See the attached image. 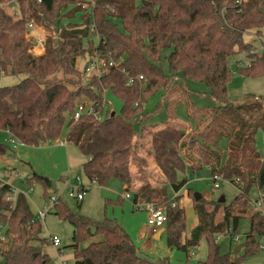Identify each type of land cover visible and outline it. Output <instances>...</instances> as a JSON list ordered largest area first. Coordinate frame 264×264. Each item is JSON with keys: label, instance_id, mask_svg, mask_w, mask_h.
<instances>
[{"label": "trees", "instance_id": "trees-1", "mask_svg": "<svg viewBox=\"0 0 264 264\" xmlns=\"http://www.w3.org/2000/svg\"><path fill=\"white\" fill-rule=\"evenodd\" d=\"M5 1L18 3L19 17L6 10ZM77 14L80 22H73ZM65 17L69 22L63 25ZM31 18L50 31L40 54L31 51L33 42L26 37V22ZM252 31L262 40V47L249 53L253 48L244 35ZM164 49H171L166 56L170 74L159 63ZM94 52L118 63L100 78L83 81L78 58ZM237 52H247L249 58L248 64L237 66L243 74L264 75V0H143L141 4L136 0H0V73L20 77L17 82L0 84V136L7 132L22 143L40 145L57 141L67 128L66 141L76 144L87 157L84 174L100 185L116 178L130 190L131 167L136 165L141 177L133 187V208L150 202L164 207L169 247L189 255L206 237L207 259L194 264H236L256 252L258 238L264 236V211L254 207L250 196L257 185L264 205V158L256 143V134L264 130V98L228 99L233 71L228 58ZM140 74L143 79L128 84L130 77ZM176 76L205 83L214 105L195 108L185 89L169 95ZM107 89L121 99L119 113L105 110ZM158 93L155 107L146 110V103ZM85 97L101 110L102 119L92 114L74 118ZM183 101L195 122L191 131L179 122L149 125L148 154L164 176L162 183L155 184L145 175L148 158L137 150L139 131L164 106L168 119L174 120ZM11 150L7 141L0 140V154ZM205 167L229 179L239 192L223 207L220 221H215L217 207L208 210V200L193 195L198 222L186 235L182 195L170 196L168 189L177 193L187 183L186 177H178L180 171ZM33 180L43 184L45 193L54 186L50 178L36 172L28 182ZM9 189L0 180V212L10 211L9 219L0 215V223L8 222L9 237L6 245H0V264H53L44 251L50 239L41 236L40 218L26 193L19 192L11 208L4 199ZM54 206L74 227L69 245L74 264H174L168 257L140 254L115 219L93 223L71 211L60 198ZM245 215L251 226L242 245L244 253H223L217 235H235Z\"/></svg>", "mask_w": 264, "mask_h": 264}, {"label": "rangeland", "instance_id": "rangeland-1", "mask_svg": "<svg viewBox=\"0 0 264 264\" xmlns=\"http://www.w3.org/2000/svg\"><path fill=\"white\" fill-rule=\"evenodd\" d=\"M136 1L138 4H141L143 0ZM4 6L13 16H20V9L17 2L5 1ZM72 21L80 22V14H77ZM68 22L67 17L61 20L63 25ZM45 30L47 35L50 34L48 29L45 28ZM244 38L252 45L253 49L248 50L249 53L261 49L262 40L259 39L254 31L246 32ZM95 40H98V37H95ZM32 42L34 44L33 40ZM170 52L171 49H164L159 62L166 74H170L169 64L166 59V56ZM246 54L247 52H237L228 58V64L233 71L228 83L227 96L233 102L244 101L248 95L264 98V75H245L237 67L249 63V58ZM90 56L89 54H85L79 57L77 61L78 68L83 72V81H87L90 77L83 71L84 65ZM19 79V76L0 73V84L14 83ZM184 89L185 91L188 90L185 92L186 96L190 104L195 108H206L214 105L213 100L208 96L210 88L205 83L193 79L185 81L179 76H176L175 85L169 95L172 94L174 96L178 90L181 91ZM160 96L161 93L154 95L146 103L145 109H153L159 101ZM104 97L106 102L105 110L112 108L117 113L121 111L122 101L116 94L107 89L104 91ZM83 100L88 103L91 102L86 97ZM176 112L178 118L176 117L174 120L168 119L167 110L164 106L163 111L153 116L144 124L145 127L139 131L137 150L140 154L148 158L149 164L145 168V175L155 184L162 183L164 176L161 169L153 162L152 156L148 154V148L150 146L148 134V130L150 129L149 125L155 124L156 127H160L167 121L170 123L179 122L186 127L187 131H191L194 128L195 122L188 115V108L185 101L178 104ZM66 133L67 128L63 130L61 138L57 141L46 142L40 145L17 143V148L11 146V151L0 154V178L6 180L19 191L26 193L30 206L36 215L39 216L41 211L44 212V216H40L42 224L41 236L50 238V235L56 234L61 238L59 246H54L51 243H46L44 246V251L50 255L53 264H61L62 260L66 264H74V251L69 246L72 243L74 227L70 221L62 219L56 213V207L50 199V195L52 194H58L60 200L71 211L85 216L93 223L101 222L106 217L117 220L129 233L140 254L151 258L168 257L174 264H194L199 260L207 259L208 242L206 237H203L199 244L193 247L190 254L187 255L186 252L178 248L168 246L165 232L160 236H158V232L155 236V232L148 224V212L146 210L133 208V187L135 188L137 186L141 177L138 174L136 165L133 164L131 167L134 180L130 190H125L123 181L116 178L111 179L106 185H100L97 182L92 183L83 171V162L87 157L76 144L66 141ZM0 140L9 143L8 133L2 132ZM256 143L261 157L264 158L263 129H260L256 134ZM224 147H226V142H224ZM34 172L47 176L53 181L54 186L47 193H45V188L39 181L33 180L32 182H28ZM77 177L85 185L90 184V188L85 190L82 200H77L68 193V181H75ZM178 177H186L187 183L177 193L169 186L168 194L170 196L176 194L182 195L181 203L185 206L187 216L186 235H189L195 218H197L193 208V195L200 194L202 198L204 197L208 200L210 202L207 201L206 204L208 210L217 207L215 221H220L223 218V207L231 203L239 192L238 187L224 177L220 178V187H214L213 175L208 167L196 170L186 169L185 171H180ZM126 193H129L130 197H126ZM222 196L225 197V201L219 205L218 203ZM250 196L252 203L259 200L260 192L257 185L251 189ZM255 208L258 209L259 207ZM250 226V217L249 215H245L240 218L235 235L230 233L218 234L216 239L221 246V251L231 254L238 252L244 253L242 245L244 247L246 234L249 232ZM234 236L237 238H234ZM100 238L98 236L94 240ZM258 243L259 249L256 252L247 254L236 264H264V236L258 238ZM238 246H241L240 248L242 249L237 250Z\"/></svg>", "mask_w": 264, "mask_h": 264}, {"label": "built area", "instance_id": "built-area-1", "mask_svg": "<svg viewBox=\"0 0 264 264\" xmlns=\"http://www.w3.org/2000/svg\"><path fill=\"white\" fill-rule=\"evenodd\" d=\"M41 1V0H38ZM26 37L30 40L34 41L33 47L31 49L32 52L36 54H40L44 51V44L47 37V32L45 28H43L40 24H38L33 18L28 19L26 22ZM118 60L109 58L99 55L97 52H94L89 58V60L84 65L83 71L85 74L89 75L90 77H97L100 78L101 76L107 74L109 69L112 66H116ZM144 76L140 74L137 78L130 77L128 84H133L136 79H143ZM106 91V90H105ZM103 103L105 104V97L103 99ZM83 114H92L97 119H102L104 114L101 112L100 109H96L91 101L88 103L87 101L79 102L77 108L73 114L74 118H79ZM9 135V143L13 148H17V143L23 144L16 136L11 133ZM214 187H220V178L222 177L220 174H212ZM3 184H9L10 189L5 193L4 199L10 203L11 208L14 207L17 194L19 191L17 188L13 187L10 183L6 180L0 178ZM92 183L97 182L96 180L91 181ZM90 188V184L85 185L82 183L81 179L77 177L75 181H68V193L71 197L76 198L77 200H82L85 190ZM25 193V192H24ZM126 197H130L129 193L125 194ZM60 196L58 194L50 195V199L52 200L53 204L58 201ZM255 207H259L258 209L264 211L263 200L259 198L255 203H253ZM138 209H144L148 212V224L152 227L154 232L164 228L166 222V212L163 206L157 205L154 202L150 203H139L136 205ZM0 215L6 216V219L10 217L9 210H3L0 212ZM44 216V212L41 211L39 214V218ZM8 222H1L0 223V245H6L8 243L9 237L7 235L8 229ZM234 238H237L234 236ZM50 243L54 246H59L61 243V238L56 235H50ZM65 264V261L62 263Z\"/></svg>", "mask_w": 264, "mask_h": 264}, {"label": "water", "instance_id": "water-1", "mask_svg": "<svg viewBox=\"0 0 264 264\" xmlns=\"http://www.w3.org/2000/svg\"><path fill=\"white\" fill-rule=\"evenodd\" d=\"M113 113H114V112H113ZM196 197H197V198H200L201 195H200V194H197ZM220 201H222V202L225 201V197L222 196V197L220 198ZM163 231H164V228L161 229V231L159 232V235H158V236H160L161 232H163ZM240 247H241V246H238V247H237V250H239Z\"/></svg>", "mask_w": 264, "mask_h": 264}, {"label": "crops", "instance_id": "crops-1", "mask_svg": "<svg viewBox=\"0 0 264 264\" xmlns=\"http://www.w3.org/2000/svg\"><path fill=\"white\" fill-rule=\"evenodd\" d=\"M178 116V115H177ZM178 118V117H177ZM125 187H126V185H125ZM197 222H198V218H195V221H194V223H193V225H192V228L197 224ZM191 228V229H192ZM161 231V229L160 230H158L157 232H155V236L158 234V232H160ZM164 232V231H163ZM163 232H161V234L163 233ZM160 234V235H161ZM64 262V260H62L61 261V264ZM66 264V263H65Z\"/></svg>", "mask_w": 264, "mask_h": 264}]
</instances>
